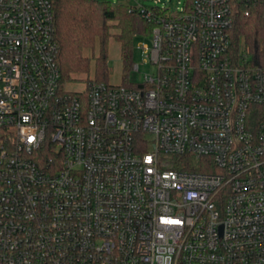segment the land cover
Returning <instances> with one entry per match:
<instances>
[{"label":"built area","instance_id":"built-area-1","mask_svg":"<svg viewBox=\"0 0 264 264\" xmlns=\"http://www.w3.org/2000/svg\"><path fill=\"white\" fill-rule=\"evenodd\" d=\"M156 2L154 70L74 93L54 0H0V264H264V65L231 0Z\"/></svg>","mask_w":264,"mask_h":264},{"label":"trees","instance_id":"trees-1","mask_svg":"<svg viewBox=\"0 0 264 264\" xmlns=\"http://www.w3.org/2000/svg\"><path fill=\"white\" fill-rule=\"evenodd\" d=\"M191 0H188L190 2ZM234 16L232 30L237 46L248 53L249 64L264 65V0H231ZM57 61L62 84L71 80H101L108 82L109 43L115 37L122 47L124 76L129 81L134 63L136 39L152 32L153 24L128 4H114L110 0H54ZM86 77V78H85ZM203 158H176V168L208 171Z\"/></svg>","mask_w":264,"mask_h":264},{"label":"rangeland","instance_id":"rangeland-1","mask_svg":"<svg viewBox=\"0 0 264 264\" xmlns=\"http://www.w3.org/2000/svg\"><path fill=\"white\" fill-rule=\"evenodd\" d=\"M114 4L118 3H125L128 5H139V4H146V5H154L156 0H110ZM186 0H160L156 3L160 6H167L171 10H179L184 7ZM139 39H144L146 42H151V37L143 36L137 38L136 41ZM109 78L108 83L111 85H122V80L124 76V62L122 60V47L121 43L113 36L111 37L109 43ZM134 64H139V72L130 70L129 74V81L130 82H138L145 73H150L154 70V66L150 62H144L142 54L136 49L135 43V54H134ZM86 78V77H85ZM88 82L85 80H71L64 85V90L69 92H83L87 89Z\"/></svg>","mask_w":264,"mask_h":264}]
</instances>
